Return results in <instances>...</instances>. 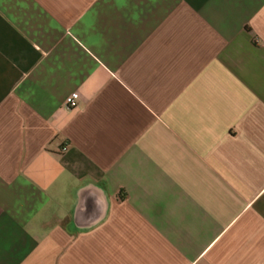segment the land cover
I'll use <instances>...</instances> for the list:
<instances>
[{"label": "crops", "instance_id": "1", "mask_svg": "<svg viewBox=\"0 0 264 264\" xmlns=\"http://www.w3.org/2000/svg\"><path fill=\"white\" fill-rule=\"evenodd\" d=\"M0 264H264V0H0Z\"/></svg>", "mask_w": 264, "mask_h": 264}, {"label": "built area", "instance_id": "2", "mask_svg": "<svg viewBox=\"0 0 264 264\" xmlns=\"http://www.w3.org/2000/svg\"><path fill=\"white\" fill-rule=\"evenodd\" d=\"M79 98H80V94L78 92H73L67 97L66 103L70 107L72 105H75L79 100Z\"/></svg>", "mask_w": 264, "mask_h": 264}]
</instances>
